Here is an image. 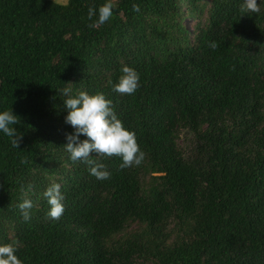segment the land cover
<instances>
[{
	"label": "trees",
	"instance_id": "16d2710c",
	"mask_svg": "<svg viewBox=\"0 0 264 264\" xmlns=\"http://www.w3.org/2000/svg\"><path fill=\"white\" fill-rule=\"evenodd\" d=\"M103 2L0 0V110L23 134L15 148L0 133V243L17 241L23 264H264V3L115 0L89 27ZM124 64L139 73L132 94L112 88ZM65 86L112 101L140 165L92 153L101 180L69 159Z\"/></svg>",
	"mask_w": 264,
	"mask_h": 264
},
{
	"label": "clouds",
	"instance_id": "9594fccd",
	"mask_svg": "<svg viewBox=\"0 0 264 264\" xmlns=\"http://www.w3.org/2000/svg\"><path fill=\"white\" fill-rule=\"evenodd\" d=\"M260 3L264 0H243L241 11L244 13H258ZM115 0H104L96 7L90 6L87 17L90 21L89 27L96 28L109 21L116 7ZM134 10L139 11V6L134 4ZM210 48H216V41L208 42ZM121 75L118 82L112 85L113 91L119 93L132 94L139 86V73L127 64L120 68ZM71 84V82H69ZM62 95L67 115L65 122L70 124L74 131L66 135L67 143L64 144L65 151L69 154V159L81 161L88 166V172L97 179L106 180L110 176L105 164L95 156H113L121 158V168H128L133 165H140L145 158L144 151L140 148L135 132L126 128L123 121L118 117L112 107V101L101 91L90 93L87 90H73L70 86L57 89ZM17 115L12 107L0 110V133L8 136L13 147L18 148L23 134L18 131ZM83 135L85 138L80 139ZM31 184L25 190L24 198L17 207L25 221L30 219V210L33 201L28 197L27 191L31 189ZM49 205L46 215L53 220L59 219L65 210V196L61 191V185L53 182L43 192ZM18 242L10 241L0 243V264H23L17 253Z\"/></svg>",
	"mask_w": 264,
	"mask_h": 264
},
{
	"label": "rangeland",
	"instance_id": "374dc122",
	"mask_svg": "<svg viewBox=\"0 0 264 264\" xmlns=\"http://www.w3.org/2000/svg\"><path fill=\"white\" fill-rule=\"evenodd\" d=\"M58 2H62V3H66L68 0H56ZM191 22V20H189V23Z\"/></svg>",
	"mask_w": 264,
	"mask_h": 264
}]
</instances>
